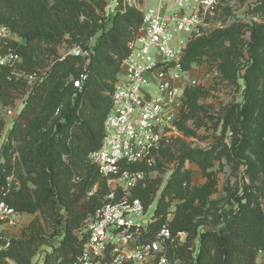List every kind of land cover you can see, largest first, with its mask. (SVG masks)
Instances as JSON below:
<instances>
[{
	"label": "trees",
	"instance_id": "1",
	"mask_svg": "<svg viewBox=\"0 0 264 264\" xmlns=\"http://www.w3.org/2000/svg\"><path fill=\"white\" fill-rule=\"evenodd\" d=\"M106 6V0H0V27L10 28L23 41L17 45L22 63L16 70L33 74L46 60L53 62L50 78L34 87L10 135L0 166V191L9 175L17 172L20 177L21 170L28 169L35 176L23 179L21 190L11 193L6 201L21 213L41 216L54 229L53 235L47 239L40 219H36L23 238L13 239L10 250L0 256V264H8L4 262L7 258L13 264H32L37 250L48 245L61 231L60 243L47 255L44 264H71L87 240L83 226L102 207L108 194L106 181L91 165L89 155L102 145L104 121L111 109L107 93L114 89L121 62L128 55L127 45L136 36L142 16L134 9L118 12L111 19L110 28L106 29L107 25L100 23L102 19L98 13ZM258 11L264 14V0L259 3ZM243 30V25H233L194 40L188 44L183 57L182 63L187 70L206 58L218 63L224 80L238 85L242 78L245 82L244 100L242 104L225 108L224 115L214 123L216 130L222 121L225 130L227 127L231 129V147L223 145L221 148L216 144L203 150L180 143L176 148L178 164L163 196L187 198L193 213L200 212L195 210L193 203L198 197L204 203L205 197L198 190L189 189L190 172L184 170L187 162L206 172L213 160L225 158L233 164L234 171L245 167L249 183L243 185L241 194H232L234 202L230 209L223 207L212 213V207H209L203 213L204 218L196 224H193V215L183 213L172 222L173 233L188 232L190 242L198 239L193 251L187 246L170 255L173 262L180 261L178 264H254L256 254L264 251V26L251 29L250 42L247 43L249 59L242 67L246 70L245 75L240 77V64L244 58ZM99 32L88 67V81L81 90L72 84L73 91L68 95L69 103L62 111L61 119L54 120L49 131L42 134L38 119L59 104V95L55 93L56 79L81 61L77 57L59 61L58 47L67 36L71 42L84 47L86 41ZM12 71L10 68L0 69V103L4 105L12 104L17 94L28 91L26 80H9ZM50 92L53 93L51 96ZM187 95L189 111L183 113L179 128L187 136H193L194 132L186 128V121L192 119L196 127L201 128L206 118L211 121L215 118L208 115V106L199 104L201 97L209 95L208 91L198 88L189 90ZM12 142L20 145L21 166L12 160L16 152ZM171 148L163 150L164 157H174ZM95 185L99 186L98 190L89 196ZM152 190L149 185L146 189H138L135 195L148 206ZM209 216L213 219L211 223L207 221ZM164 221L163 217L158 225ZM209 224H212L211 229L198 232L201 226ZM77 231H82L83 236L76 235Z\"/></svg>",
	"mask_w": 264,
	"mask_h": 264
},
{
	"label": "built area",
	"instance_id": "2",
	"mask_svg": "<svg viewBox=\"0 0 264 264\" xmlns=\"http://www.w3.org/2000/svg\"><path fill=\"white\" fill-rule=\"evenodd\" d=\"M223 0H124L123 8L113 0L106 7V17L130 8L142 16L136 36L128 43L112 92L111 109L104 121L101 147L89 155V161L106 181L108 194L93 218L82 231L87 240L71 264H174L170 255L187 248L189 233H173L172 219L163 218L157 206H146L135 195L146 189L155 174L164 167L163 150L182 137L179 124L186 107L187 92L196 87L197 79L183 66V57L193 36L206 35L212 28ZM152 4V6H147ZM111 22V21H110ZM17 34L0 27V69L10 68L9 80H19L16 70L22 63ZM93 51L75 46L59 61L77 57L90 62ZM23 73V72H22ZM26 74V73H24ZM36 77L30 93L44 76ZM89 79L88 68L72 81L81 90ZM10 129L0 146V166L9 144L8 139L21 117L20 111L7 109ZM12 147L16 150L15 142ZM16 162L18 152L13 154ZM136 167L137 169H132ZM15 174L6 178L0 191V256L8 252L26 215L10 206L6 198L17 190ZM95 191L89 193L92 196ZM82 231L76 235L82 237ZM190 249L191 248H187ZM264 256V251H259Z\"/></svg>",
	"mask_w": 264,
	"mask_h": 264
},
{
	"label": "rangeland",
	"instance_id": "3",
	"mask_svg": "<svg viewBox=\"0 0 264 264\" xmlns=\"http://www.w3.org/2000/svg\"><path fill=\"white\" fill-rule=\"evenodd\" d=\"M107 5L112 3L113 0H106ZM142 1V0H141ZM262 0H223L220 9L218 10L215 17L211 18L212 28L207 34L202 36H193L189 39V43L194 40L207 37L214 33L217 30L228 29L233 25H243L244 30L242 34V40L244 41V58L241 60V71L239 72V76L243 77L245 75L246 70L242 69L244 65H246V61L249 59V54L247 52V43L250 42L251 29L256 26H264V14L261 11H258V5ZM116 3L119 4V7L123 8L124 0L119 1L115 0ZM147 6H152V4H148ZM107 7V6H106ZM106 7L103 12H98L101 17V24H106V29L110 28L111 19L106 17ZM131 9V8H130ZM84 18H82L83 20ZM99 32L97 36L92 39L86 41L83 46L77 43L71 42V39H68V36L58 47V56L60 54L65 55L69 51H71L75 46L80 45L83 49L93 51V55L95 53V46L97 43V38L100 36ZM22 39H18V42H11L10 45L18 48L17 45L22 44ZM92 55V56H93ZM72 57V56H70ZM54 58V57H53ZM52 58V59H53ZM46 60V63L38 68L35 73L44 76V79L41 81H47L49 78L50 70L53 66V62ZM90 62L81 61L76 62L73 66L66 72L60 74L56 79L57 85V100L59 102L57 107L51 111H45L41 114L39 123H40V132L42 134H46L51 126L52 122L56 119H61L62 111L65 109V106L69 103L68 95H70L72 88V81L76 79L79 74L85 69L88 68ZM51 63V64H49ZM49 65V66H46ZM19 74L21 75L19 78L24 79L28 82V91L26 93H20L16 95V98L12 104L4 105L0 103V123L2 125L0 129V146L10 129L9 121L11 120L10 116L7 113V109H13L20 111L23 114L29 99V92L33 87V83L37 82L38 79L34 77V79H29L30 76L22 73L19 69ZM190 71L192 75L197 79V85L194 88H191L190 91L201 88L203 90L208 91L209 95L207 97H201L199 99V104L208 106L209 113L208 115H212L215 119L213 121L209 119L204 120V126L201 128L196 127L194 120L189 119L186 121V128L190 129L194 132L193 136H187L182 132V137L171 145V152L174 153V157L166 158L164 157V164L162 165L164 168L160 169L151 180V184L153 187L152 193L150 194V203L149 206H157L161 207L160 214L163 215L165 219L170 216L172 222L178 220L180 218V213L193 215V224H196L200 219L204 218L203 213L211 208V212L216 213L217 210L225 207L226 209H230V204L234 202L232 194L236 192H240L241 188L245 183H249L247 176H245V167H241L239 171H234L233 164L225 158H220L213 160L211 167L204 172L198 165L193 163H186L184 170H188L190 172V182L188 183V187L191 191H199L200 194L204 195L205 201L202 203L201 199L198 197L194 200L193 207L199 209L200 212L193 213L191 207L189 206L188 199L176 198L175 196L164 197L163 193L166 186L171 179L174 170L178 164V150L176 148L180 145V143L184 142L190 146L192 149H211L216 144L220 145L221 148L223 145H227L231 147L232 143V131L229 127L226 128L223 121L218 125V129H215L214 123L218 122L219 117L223 116L224 109L228 108L230 105L242 104L244 100V89L245 82L242 78L238 80V85L232 84L228 80H224L219 68L218 63H213L208 61L206 58L202 60L198 64H193L190 67ZM37 79V81H36ZM54 92V91H53ZM50 96L53 93H48ZM75 96L72 97L74 99ZM188 95H186V107L185 114L189 111L188 108ZM53 101H55L53 99ZM52 109V108H51ZM51 113V114H50ZM50 114V115H49ZM225 130V132H224ZM9 141V139H8ZM224 143V144H223ZM16 144V143H15ZM16 150L18 151V156L16 158V163L22 165L23 157L20 149V145L16 144ZM15 174V173H14ZM29 176H35L33 173H29L28 169L21 170V176L15 174V177L18 180V184L16 186L18 192L22 188L23 179H26ZM32 186L31 184H29ZM99 186L95 185L92 191L98 190ZM241 194V192H240ZM201 204L203 206H201ZM237 207V206H235ZM215 209H217L215 211ZM65 212H62L64 214ZM26 214V213H25ZM40 219L43 228L46 230V237L50 239V237L54 233V229L45 223L43 218L37 215L26 214L22 217V224L20 227H17L12 232L15 235L16 239L23 238V235L28 230L29 226L36 219ZM209 223L213 221L212 217L209 216ZM212 224L201 226L198 232H202L204 230L211 229ZM57 233V231H56ZM63 237V232L57 235L53 240L50 241L48 245L40 247L35 256L33 257L32 264H44L47 255L52 253L53 249L58 246L61 239ZM198 243V239L194 238L192 242H190L188 246L192 249V251L196 248ZM258 252L255 256L254 264H264V256L259 254ZM5 263L13 264L10 259H4ZM180 261H174V264H178Z\"/></svg>",
	"mask_w": 264,
	"mask_h": 264
}]
</instances>
